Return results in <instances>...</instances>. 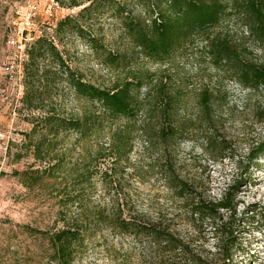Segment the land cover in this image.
<instances>
[{"label": "trees", "instance_id": "16d2710c", "mask_svg": "<svg viewBox=\"0 0 264 264\" xmlns=\"http://www.w3.org/2000/svg\"><path fill=\"white\" fill-rule=\"evenodd\" d=\"M54 1L65 9L83 8L76 16L57 23L56 36L43 33L38 37L37 31L31 33L33 40L25 51L20 110L31 124L30 131L23 135L27 155L34 162L16 175L29 190L41 189L46 184L50 196L57 199V216L63 226L45 232L32 230V235L46 241L51 264H82L87 240L103 229L148 239L165 251L182 250V242L158 223L138 220L114 201H95L94 179H105L127 162L138 138H144L151 146L168 147L188 136L192 128L208 127L211 133L207 142L211 148L227 152L228 145L217 137L215 126L216 109L225 100V93L209 87L196 91V119L181 120L178 113L190 92L174 86L170 80L154 82L155 75L133 69L132 64L141 57L166 64L204 42L210 63L226 79L249 91L264 93V64L255 62L243 43L215 32L227 16L234 14L264 47V0ZM104 16L119 24L130 51L116 52L94 33L92 24L100 23ZM11 34L12 31L7 40ZM71 35L85 41L105 69L122 72L123 76H118L110 88L86 80L84 74L71 67L66 53L59 48ZM149 81L153 85L142 98L141 89ZM74 101L78 107H69ZM260 114L264 122V108ZM261 156L264 140L253 149L249 164ZM37 164L39 167L33 169ZM105 164L110 165L103 170ZM169 175L171 187L192 202L194 213L211 221L219 231L216 263L237 264L236 231L223 221L220 212L234 209V193H226L216 203L196 200L189 195L192 191L188 182L173 171ZM11 247L7 243L0 248V264L19 262ZM194 262L208 264L202 258Z\"/></svg>", "mask_w": 264, "mask_h": 264}, {"label": "rangeland", "instance_id": "374dc122", "mask_svg": "<svg viewBox=\"0 0 264 264\" xmlns=\"http://www.w3.org/2000/svg\"><path fill=\"white\" fill-rule=\"evenodd\" d=\"M34 2L39 9L31 13L26 0H0V132L5 138H0V248L12 244L11 251L19 261L12 264H51L46 241L41 236L34 237L31 231L45 232L63 225L57 216V199L50 196L46 184L41 189L29 190L16 175L30 168L34 160L27 155L23 134L30 131L31 124L20 110L18 86L1 70L14 52L7 44V35L12 31L18 38L24 36L25 30L32 29L37 34L56 36L57 23L76 16L83 8L65 9L51 0ZM92 25L94 33L102 37L108 48L120 53L130 51L129 42L115 19L104 16L100 23L95 21ZM215 32L243 43L249 56L264 64V47L250 35L237 15L227 16ZM204 46V42H198L189 52L166 64L141 57L132 68L155 75L154 82L170 80L174 86L190 92L178 113L181 120L196 119L199 113L196 91L209 87L225 93V100L216 109L215 126L217 137L228 145L227 152L223 154L211 148L207 142L211 133L208 127H194L188 136L168 147L151 146L144 138H138L127 162L113 169L105 179L101 176L94 179L95 201L102 204L114 201L126 214L158 223L180 240L184 248L165 251L148 239L103 229L87 240L82 264H195L196 258L217 264L219 231L211 221L194 213L192 202L171 187L170 171L188 182L192 191L189 195L196 200L216 203L226 193H234V209L220 211L223 221L236 231L234 262L264 264V156L248 162L253 149L264 140L260 114L264 93L249 91L226 79L210 63ZM59 48L66 53L71 67L92 83L110 88L118 76H123L122 72L105 69L85 41L75 35L65 39ZM152 85L149 81L143 86L142 98ZM76 104L74 101L69 107H78ZM17 154L24 157L19 159ZM109 165H103L102 169ZM38 167L37 164L33 169Z\"/></svg>", "mask_w": 264, "mask_h": 264}, {"label": "built area", "instance_id": "2783aa9c", "mask_svg": "<svg viewBox=\"0 0 264 264\" xmlns=\"http://www.w3.org/2000/svg\"><path fill=\"white\" fill-rule=\"evenodd\" d=\"M28 2V5L31 9V13H35L38 11L39 6L36 5L34 0H26ZM52 3H55L54 0H51ZM30 24L31 19H30ZM25 30L24 36L16 38L15 34L12 32V34L9 36L7 40L8 46L14 50L12 53L7 57V61L3 64L1 70L4 75L10 78L11 81H13L17 86H18V96H17V101L20 102L23 92H24V87L22 84L23 80V65L26 60V46L29 42L33 40L32 38V29L30 31ZM26 34V35H25ZM41 35L37 34L39 37ZM0 138L3 140L4 135L2 132H0Z\"/></svg>", "mask_w": 264, "mask_h": 264}]
</instances>
